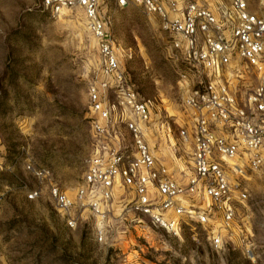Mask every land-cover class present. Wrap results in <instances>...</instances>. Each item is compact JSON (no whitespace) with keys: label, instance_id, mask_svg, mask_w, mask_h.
I'll list each match as a JSON object with an SVG mask.
<instances>
[{"label":"built area","instance_id":"1","mask_svg":"<svg viewBox=\"0 0 264 264\" xmlns=\"http://www.w3.org/2000/svg\"><path fill=\"white\" fill-rule=\"evenodd\" d=\"M139 5L169 35L180 72L183 114L178 134L189 142L159 159L148 142L158 132L152 102L128 82L110 28L111 4ZM52 16L73 9L96 41L97 63L87 83L92 152L82 183L70 194L47 169L25 157L24 169L47 185L48 197L74 227L83 213L96 221V239L129 215L179 236L198 230L215 250L247 240L238 205L248 182L264 175V14L246 0H42ZM168 135L171 128L167 125ZM0 155V167L2 165ZM41 190L27 191L35 200ZM139 258V257H138ZM131 258L126 264H149Z\"/></svg>","mask_w":264,"mask_h":264},{"label":"rangeland","instance_id":"2","mask_svg":"<svg viewBox=\"0 0 264 264\" xmlns=\"http://www.w3.org/2000/svg\"><path fill=\"white\" fill-rule=\"evenodd\" d=\"M264 14V0H246ZM42 0H0V264H264V175L248 182L238 205L245 244L215 250L202 234L179 236L124 215L96 239V221L83 213L69 227L47 185L24 169V158L47 169L72 193L82 183L92 152L87 83L97 63L96 41L79 9L52 16ZM110 28L128 82L152 102L159 131L148 142L159 159L189 160L178 134L183 114L179 83L185 65L171 51V36L139 5L108 7ZM167 125L171 128L168 135ZM41 195L28 200V190ZM138 258V259H139Z\"/></svg>","mask_w":264,"mask_h":264}]
</instances>
